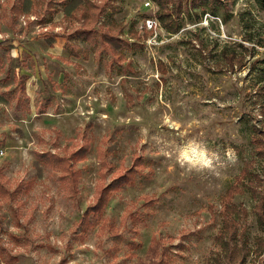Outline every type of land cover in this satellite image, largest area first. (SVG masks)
<instances>
[{
  "label": "rangeland",
  "instance_id": "rangeland-1",
  "mask_svg": "<svg viewBox=\"0 0 264 264\" xmlns=\"http://www.w3.org/2000/svg\"><path fill=\"white\" fill-rule=\"evenodd\" d=\"M95 1L98 34L123 26L119 54L79 36L85 0H0V264H214L237 182L232 243L248 253L224 264H264V6L183 0L172 32L153 0ZM85 139L74 192L53 156Z\"/></svg>",
  "mask_w": 264,
  "mask_h": 264
},
{
  "label": "trees",
  "instance_id": "trees-1",
  "mask_svg": "<svg viewBox=\"0 0 264 264\" xmlns=\"http://www.w3.org/2000/svg\"><path fill=\"white\" fill-rule=\"evenodd\" d=\"M31 1V0H30ZM102 1V0H101ZM154 2L159 4V9L157 11V16L161 22V24L169 29L172 32H177V27L173 22L174 17H179L182 11V4L183 0H153ZM206 0H192V3L195 7H197L200 2ZM257 2L264 6V0H257ZM28 2H24L22 6H20V11L24 10L25 5ZM95 0H85V3H81L78 5L71 14V21H76L81 27L82 30L78 31V34L84 40L90 41L92 43H96L98 45L99 52L105 49L106 47L110 48L114 53L119 54V49L122 46V40L118 37L119 34L123 31V26L116 25L110 26L106 25L102 22V26L104 28L103 34H98L94 30V26L96 24L98 15H100L103 4H99ZM25 11V10H24ZM81 31V32H80ZM145 33L149 32V30H144ZM133 35L138 36L137 32H133ZM77 49H80L78 45H75ZM5 94L4 92H0V102L5 101ZM89 141L84 140L83 144L77 150H73L67 154L68 148H65V154L62 156H53L56 165L60 166L65 170L63 176L64 178L66 175L70 181V187L75 192L77 190L76 181L80 177L79 171L74 169L73 160L78 161L83 159L89 149ZM73 164V165H71ZM245 172H250L249 164H245L243 167ZM131 174L129 173H122L117 178H115V182L113 185L117 183V186L129 182L131 180ZM67 178V177H66ZM257 179H259L258 174H253V178L248 180L246 183L247 187L251 190L252 194L257 192ZM0 188L3 189L5 192H8L6 188H4L0 184ZM17 190L20 189V185H18ZM109 191V188H102L99 193V196L96 197L94 203H91L87 206L84 210L83 215L80 217V223H88L89 215L94 214L95 211L101 210L106 204L107 200L106 194ZM244 191L243 183H234L232 184L226 191L225 194V203L223 205L222 210V228L219 230L217 237L221 239L223 242L222 250L215 254L214 257V264H224L227 259L230 261H235L238 259L242 261L245 259L247 255V251L244 248H235L234 244L232 243V238L237 235L239 231V222L237 216H234V213L240 212L242 210L245 214H247V208H241L238 204H236L232 198L234 195L241 193ZM105 194V195H104ZM257 220L261 228L264 230V203L257 206L256 209ZM261 240V239H260ZM263 242V240H261ZM237 260V261H238ZM161 263H164L165 260L161 258Z\"/></svg>",
  "mask_w": 264,
  "mask_h": 264
},
{
  "label": "built area",
  "instance_id": "built-area-1",
  "mask_svg": "<svg viewBox=\"0 0 264 264\" xmlns=\"http://www.w3.org/2000/svg\"><path fill=\"white\" fill-rule=\"evenodd\" d=\"M150 2L148 1L146 4H149ZM145 24L147 26V29H152L155 28V26H157L158 22H157V18L154 16L148 17L145 20ZM145 26V27H146Z\"/></svg>",
  "mask_w": 264,
  "mask_h": 264
},
{
  "label": "bare ground",
  "instance_id": "bare-ground-1",
  "mask_svg": "<svg viewBox=\"0 0 264 264\" xmlns=\"http://www.w3.org/2000/svg\"><path fill=\"white\" fill-rule=\"evenodd\" d=\"M192 154L195 158L197 159H201V152L199 150H197L196 148L195 149H192Z\"/></svg>",
  "mask_w": 264,
  "mask_h": 264
}]
</instances>
